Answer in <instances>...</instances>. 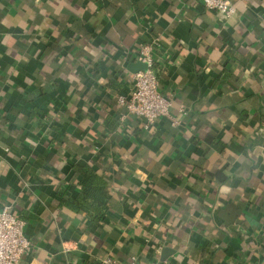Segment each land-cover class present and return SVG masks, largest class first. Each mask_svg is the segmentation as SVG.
I'll list each match as a JSON object with an SVG mask.
<instances>
[{
    "label": "crops",
    "instance_id": "1",
    "mask_svg": "<svg viewBox=\"0 0 264 264\" xmlns=\"http://www.w3.org/2000/svg\"><path fill=\"white\" fill-rule=\"evenodd\" d=\"M231 2L224 17L201 0H0V209L31 242L18 264H264V0ZM153 38L178 123L146 130L116 96L137 63L122 51ZM83 164L109 182L98 224L62 202Z\"/></svg>",
    "mask_w": 264,
    "mask_h": 264
},
{
    "label": "built area",
    "instance_id": "2",
    "mask_svg": "<svg viewBox=\"0 0 264 264\" xmlns=\"http://www.w3.org/2000/svg\"><path fill=\"white\" fill-rule=\"evenodd\" d=\"M201 3L207 10L218 12L224 17H231L237 11L231 0H201ZM158 43V40L153 38L136 48L134 62L144 64L145 68L131 74V88L127 93L116 96L117 104L124 109L120 119L130 115L137 117L142 120V126L146 130L152 129L161 117L168 118L172 125L178 123L171 115V98L159 91L153 53ZM179 113L186 114V109L180 107ZM30 245L31 242L24 233V221L10 206H4L0 209V264H18ZM128 264L141 263L133 257Z\"/></svg>",
    "mask_w": 264,
    "mask_h": 264
},
{
    "label": "trees",
    "instance_id": "3",
    "mask_svg": "<svg viewBox=\"0 0 264 264\" xmlns=\"http://www.w3.org/2000/svg\"><path fill=\"white\" fill-rule=\"evenodd\" d=\"M135 50L136 48L133 46L125 52L122 51V56L128 61H134ZM73 170L72 182L81 187L78 196L75 198L76 205L68 200H62V202L69 204L72 209L86 208L88 220L98 224L107 217L109 211V182L89 164L74 165Z\"/></svg>",
    "mask_w": 264,
    "mask_h": 264
},
{
    "label": "water",
    "instance_id": "4",
    "mask_svg": "<svg viewBox=\"0 0 264 264\" xmlns=\"http://www.w3.org/2000/svg\"><path fill=\"white\" fill-rule=\"evenodd\" d=\"M134 66H135V69L133 70V72L145 68V65L142 64V63H139V62H137ZM166 250H167V249L165 248L164 251H166ZM164 251H163V252H164Z\"/></svg>",
    "mask_w": 264,
    "mask_h": 264
}]
</instances>
